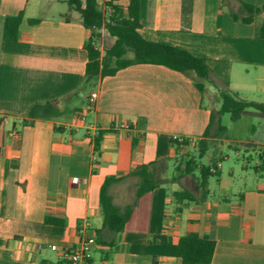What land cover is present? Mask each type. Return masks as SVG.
Returning <instances> with one entry per match:
<instances>
[{
	"label": "crops",
	"instance_id": "crops-1",
	"mask_svg": "<svg viewBox=\"0 0 264 264\" xmlns=\"http://www.w3.org/2000/svg\"><path fill=\"white\" fill-rule=\"evenodd\" d=\"M128 1L96 0L107 19L112 5L125 12ZM243 2L264 6V0H192L185 27L182 0H140L138 32L203 58L237 98L264 103V11L250 23L235 19ZM25 3L0 0V264H69L61 249L79 243L84 221L85 234L94 240L89 264H181L176 243L189 232L215 239L208 264H264V123L262 135L253 139H231L219 119L203 135L220 104L208 105L207 86L201 93L188 75L163 65L137 63L111 76H86L91 31L66 0H37L28 17L39 20L23 17L18 39H3L5 16ZM42 6L56 12L39 13ZM98 32L102 51L115 37L104 27ZM94 91L95 106L87 109ZM50 100L57 102L50 116L21 124L34 103ZM124 120L132 122L129 129L115 127ZM98 131H103L99 153L93 143ZM173 135L187 138L188 145L177 147ZM201 138L208 144L242 143L255 153L254 164H234L224 175L220 158L215 175L221 176L209 177L202 200L196 169L169 179L138 198L122 231L103 227L100 189L106 176L124 178L114 189L116 202L134 178L133 166L171 160ZM182 189L196 200H176L174 192ZM46 214L63 225L46 223Z\"/></svg>",
	"mask_w": 264,
	"mask_h": 264
},
{
	"label": "trees",
	"instance_id": "trees-1",
	"mask_svg": "<svg viewBox=\"0 0 264 264\" xmlns=\"http://www.w3.org/2000/svg\"><path fill=\"white\" fill-rule=\"evenodd\" d=\"M37 0H26L25 6L16 14L7 15L3 22L2 37L5 40H17L19 36V24L23 17L27 16L34 7ZM69 7L80 16L81 23L91 31L85 43L87 51V62L85 74L88 77H105L114 75L119 69L137 63H150L163 65L169 69L188 75L195 87L202 93L207 85H212L218 89L221 102L216 110L210 115L207 128L204 131L208 136L209 130L216 119L224 113H229L232 120H237L247 109L264 114V103L254 100H244L237 98L228 89V83L219 79L205 60L191 54L189 51L170 44L155 42L143 38L138 29L140 27V0H129L125 12L120 6L112 5V13L107 19L96 0H66ZM264 11V6H254L242 3L240 14L233 13L235 19L239 18L250 23L255 14ZM192 0H182L181 20L185 27H188L191 20ZM38 18L28 17L30 23L37 22ZM104 27L108 33L115 37L113 44L102 51L96 46L99 36L98 30ZM261 35L264 37V22L261 26ZM57 108L56 100L43 103H34L28 110L29 119H23L22 125L32 124V119L50 116ZM3 118H0L2 121ZM103 131H98L93 136L94 150L99 153L100 142ZM3 130H0V148L2 146ZM171 143L177 147L188 145L186 140L178 141L171 138ZM198 158L202 157L206 151L208 143L205 139H200ZM170 158L154 160L146 164L135 165L129 172V176L136 178L133 198L130 202L122 205L115 202V187L122 183V177L108 175L105 177L100 189V206L103 216V227L112 233L120 232L124 229L138 198L154 188L168 181V169ZM216 164L205 165L198 163L196 159L189 158L184 162L182 172L170 179L178 180L186 174H192L198 169L197 177L199 188V200L205 199L208 194V179L215 175ZM179 169V166H177ZM176 200H196L195 196L186 189L174 192ZM45 222L49 224L63 225L60 218L46 214ZM215 249V239L211 234L199 235L189 232L181 235L176 243V255L181 258V264H208L211 262Z\"/></svg>",
	"mask_w": 264,
	"mask_h": 264
},
{
	"label": "rangeland",
	"instance_id": "rangeland-1",
	"mask_svg": "<svg viewBox=\"0 0 264 264\" xmlns=\"http://www.w3.org/2000/svg\"><path fill=\"white\" fill-rule=\"evenodd\" d=\"M59 7L63 8V4L59 3ZM56 11H49L48 8H44L43 6L40 8L39 13H55ZM205 102L208 105L216 106L220 104L221 98L216 89L212 85H207V91L205 94ZM249 111L256 112L253 109H248ZM219 123L223 125H227L228 131L227 136L231 139L242 138H256L262 135V126L264 123V119L260 115V113H243L241 117L237 120H232L229 113H224L223 115L219 116ZM213 126V125H212ZM255 129V131H253ZM236 147H238V151H240V156L238 157L236 154ZM264 152V150H261ZM199 153V144L189 145L186 146L183 150L179 151L177 156L172 158L169 161V169H168V180L172 176H176L180 172H182L184 168V162L189 158H195L197 162L205 164V165H212L218 163V160L221 158L220 163L223 164V172L222 174L227 175V171L230 166L234 164L243 163V161L254 164L255 153L251 150L250 153L244 150V144L238 143L234 140H224L219 142H211L207 146L206 154L202 157L198 158ZM251 155L252 158H248ZM248 158V159H247ZM179 166V169H177ZM196 175H199L198 169H196ZM219 175H212L210 177L218 178ZM135 181L136 178H130L126 182L123 190L117 196L116 202L120 205L130 202L133 198V192L135 189Z\"/></svg>",
	"mask_w": 264,
	"mask_h": 264
},
{
	"label": "built area",
	"instance_id": "built-area-1",
	"mask_svg": "<svg viewBox=\"0 0 264 264\" xmlns=\"http://www.w3.org/2000/svg\"><path fill=\"white\" fill-rule=\"evenodd\" d=\"M97 46V44H96ZM97 99V92H91L87 99L86 108H93ZM132 126V122L129 120L119 121L115 124L116 128L119 129H129ZM172 138L178 141H187V138L173 135ZM260 158L264 160V152L260 153ZM75 181H78L75 179ZM87 226V221H84V225L80 227V241L74 248H62V255L68 261L69 264H89L88 254L93 245V238L85 234V228ZM49 247L57 249L55 244H50Z\"/></svg>",
	"mask_w": 264,
	"mask_h": 264
}]
</instances>
